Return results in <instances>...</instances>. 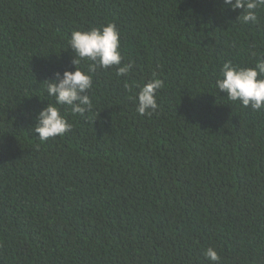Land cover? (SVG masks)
<instances>
[{
	"label": "trees",
	"instance_id": "obj_1",
	"mask_svg": "<svg viewBox=\"0 0 264 264\" xmlns=\"http://www.w3.org/2000/svg\"><path fill=\"white\" fill-rule=\"evenodd\" d=\"M222 0H0V264H264V110L215 88L264 59L257 23ZM115 24L122 64L97 68L83 116L46 142L45 81L74 71L75 30ZM90 61L78 67L87 72ZM163 81L158 109L137 85Z\"/></svg>",
	"mask_w": 264,
	"mask_h": 264
},
{
	"label": "clouds",
	"instance_id": "obj_2",
	"mask_svg": "<svg viewBox=\"0 0 264 264\" xmlns=\"http://www.w3.org/2000/svg\"><path fill=\"white\" fill-rule=\"evenodd\" d=\"M225 8L232 11L243 10L237 18L241 23H257V9L264 7V0H222ZM69 49L74 54L71 60L74 71L53 73V77L43 84L46 85L48 97L54 103L47 104L35 118L33 129L37 139L46 142L49 138L62 137L71 130L60 106H67L74 114L83 116L92 107L86 94L92 87L93 80L89 73L97 68L116 67L117 77H127L132 71V64H122L120 33L115 24L109 23L101 28L75 30L68 41ZM81 61H90L87 72L78 65ZM136 112L140 115H151L158 109L157 93L163 87V81L155 75L142 85H137ZM215 88L224 93L232 102H239L253 111L264 110V59L256 62L254 67H234L230 62L224 63ZM205 257L218 264L220 256L214 248H208Z\"/></svg>",
	"mask_w": 264,
	"mask_h": 264
}]
</instances>
